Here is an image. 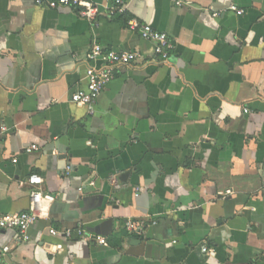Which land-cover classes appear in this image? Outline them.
<instances>
[{
  "label": "crops",
  "instance_id": "1",
  "mask_svg": "<svg viewBox=\"0 0 264 264\" xmlns=\"http://www.w3.org/2000/svg\"><path fill=\"white\" fill-rule=\"evenodd\" d=\"M90 1L96 23L0 0V216L27 211L32 191L54 198L27 241L0 230L3 262L264 264V0H124L114 18L115 0ZM130 21L168 36L167 61ZM95 44L140 58L89 109L70 97L100 65ZM129 221L149 226L127 232Z\"/></svg>",
  "mask_w": 264,
  "mask_h": 264
},
{
  "label": "built area",
  "instance_id": "2",
  "mask_svg": "<svg viewBox=\"0 0 264 264\" xmlns=\"http://www.w3.org/2000/svg\"><path fill=\"white\" fill-rule=\"evenodd\" d=\"M173 3L178 8L191 6V0H173ZM34 4L50 10L72 8L77 10V13L81 18L94 23H96L97 16L100 14L97 6L90 0H34ZM125 8L124 0H115L114 5L107 9L106 15L108 18L123 15L125 13ZM227 10L235 13L237 16L243 14V11L239 10L234 5H230ZM213 16L216 17L217 14H214ZM127 25L130 30H136L142 40L149 42L152 45L155 58L162 62L168 60L170 53L173 50V43L169 40L166 34L155 31L148 25L138 24L135 21H130ZM139 58L140 56L137 52H102L99 45H93L89 54V61L95 62L99 60L100 65H93L87 68L85 72L86 85L84 88L79 89L71 95L70 102L90 109L104 87L113 79L115 72L118 69L136 63ZM245 112H247V110H245ZM2 132H6V129L2 128ZM38 150V146L31 145L25 149V152L31 153L37 152ZM41 182L42 180L38 176H30L28 178V183L33 186H38ZM29 198L30 202L27 211L0 216V230H14L17 232L19 239L23 241L28 240L27 231L29 227L37 220L46 218L48 216L49 207L54 202L52 196L42 194L38 191H32ZM155 224L156 221H153L150 225ZM147 226H149V224H146L143 221H129L125 223V230L127 232L143 234ZM48 234L55 238L60 237L66 240L76 238L83 242H91L101 246L107 245L104 238L87 234L80 228L76 230L49 228ZM58 248H60V246H58ZM8 251V247L0 248V264H5L3 262V257ZM202 252L208 253L209 249L202 247Z\"/></svg>",
  "mask_w": 264,
  "mask_h": 264
},
{
  "label": "water",
  "instance_id": "3",
  "mask_svg": "<svg viewBox=\"0 0 264 264\" xmlns=\"http://www.w3.org/2000/svg\"><path fill=\"white\" fill-rule=\"evenodd\" d=\"M126 176H127V173L122 174V177H126ZM94 229H95V230H94ZM97 230H98L97 228H92V229H91V231H95V232H96Z\"/></svg>",
  "mask_w": 264,
  "mask_h": 264
}]
</instances>
